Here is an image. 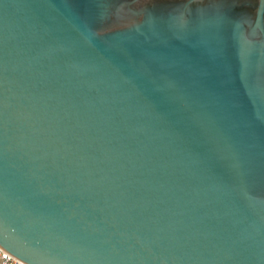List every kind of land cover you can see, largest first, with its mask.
<instances>
[{"label": "water", "instance_id": "1", "mask_svg": "<svg viewBox=\"0 0 264 264\" xmlns=\"http://www.w3.org/2000/svg\"><path fill=\"white\" fill-rule=\"evenodd\" d=\"M0 246L264 264V0H0Z\"/></svg>", "mask_w": 264, "mask_h": 264}, {"label": "flooded vegetation", "instance_id": "2", "mask_svg": "<svg viewBox=\"0 0 264 264\" xmlns=\"http://www.w3.org/2000/svg\"><path fill=\"white\" fill-rule=\"evenodd\" d=\"M239 11L254 14L258 0H235Z\"/></svg>", "mask_w": 264, "mask_h": 264}, {"label": "built area", "instance_id": "3", "mask_svg": "<svg viewBox=\"0 0 264 264\" xmlns=\"http://www.w3.org/2000/svg\"><path fill=\"white\" fill-rule=\"evenodd\" d=\"M0 264H26V263L13 257L10 253H8L0 246Z\"/></svg>", "mask_w": 264, "mask_h": 264}]
</instances>
